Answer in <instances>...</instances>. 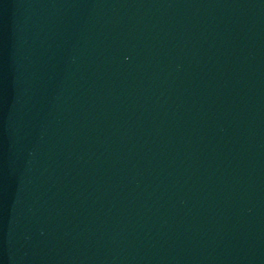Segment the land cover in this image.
<instances>
[{
	"label": "water",
	"instance_id": "water-1",
	"mask_svg": "<svg viewBox=\"0 0 264 264\" xmlns=\"http://www.w3.org/2000/svg\"><path fill=\"white\" fill-rule=\"evenodd\" d=\"M0 264H264V0H0Z\"/></svg>",
	"mask_w": 264,
	"mask_h": 264
}]
</instances>
